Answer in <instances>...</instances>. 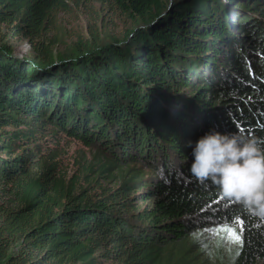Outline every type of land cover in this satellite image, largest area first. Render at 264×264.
<instances>
[{"label":"trees","instance_id":"16d2710c","mask_svg":"<svg viewBox=\"0 0 264 264\" xmlns=\"http://www.w3.org/2000/svg\"><path fill=\"white\" fill-rule=\"evenodd\" d=\"M68 1L0 0V264H264V222L190 172L212 128L264 146V61L231 32L260 0H95L135 26L54 55ZM58 130L110 156L67 176Z\"/></svg>","mask_w":264,"mask_h":264},{"label":"rangeland","instance_id":"374dc122","mask_svg":"<svg viewBox=\"0 0 264 264\" xmlns=\"http://www.w3.org/2000/svg\"><path fill=\"white\" fill-rule=\"evenodd\" d=\"M236 1L245 2V0ZM222 2L224 5L229 4V7L231 6L228 0H222ZM252 2L253 0H249V7H252ZM231 3H234V1ZM257 8H263L264 10V0L258 2ZM259 21L264 24V11L261 12L256 9H248V11H246L245 9H241V11L232 13L231 15V32L233 31L235 35L239 36L240 30H242L240 42L249 50L248 56H250V58H245L251 61H253L252 59H255L258 64H260L261 60L262 62L264 61L262 58L264 55L261 53L264 48L261 40L262 37L264 38V30ZM134 26L135 23L133 20H131L128 15L120 12L113 4H108L107 2L100 3L95 0H69L67 5L62 9L55 11L54 26L51 27L46 36L41 39L48 40L50 37L55 38L56 43L52 47L55 55L62 49L76 47L79 44L84 45L93 35H97L98 33L102 38L110 35L121 36L124 30ZM1 38L12 45V50L15 55L24 57L31 53L29 43L21 37H13L11 34H3ZM257 49L261 52H258ZM262 70L264 74V69ZM224 78H226V75ZM253 90L257 92L256 88H253ZM188 92L189 91H181V95L184 98H187L189 96ZM256 96L258 95L256 94ZM235 98L237 99L235 102L239 101L237 96ZM242 99L249 100L251 98L249 95H242ZM176 105L178 104L173 103L172 107L168 106V108L175 110ZM231 114H233V112H229L227 116ZM236 121H239V124H242L240 119ZM218 124L221 126L219 122ZM7 129H10V127L8 126ZM215 129L218 130L217 127ZM218 131L222 132V128ZM55 135V151L59 154V159L61 160L60 165L67 172V176L75 171L76 173L77 171H80L81 165L89 163L94 164L95 166L100 162L102 163L103 157L110 156V153L106 149L99 148L97 144L86 146L80 140L70 138L59 130ZM111 154H114V152ZM115 154L117 155L118 153L116 152ZM157 166L161 169L159 162H157ZM198 228L202 229V225H198L194 231ZM104 264L111 263L105 262Z\"/></svg>","mask_w":264,"mask_h":264},{"label":"clouds","instance_id":"9594fccd","mask_svg":"<svg viewBox=\"0 0 264 264\" xmlns=\"http://www.w3.org/2000/svg\"><path fill=\"white\" fill-rule=\"evenodd\" d=\"M190 172L264 222V146L256 136L210 129L192 148Z\"/></svg>","mask_w":264,"mask_h":264},{"label":"snow or ice","instance_id":"6c2138e0","mask_svg":"<svg viewBox=\"0 0 264 264\" xmlns=\"http://www.w3.org/2000/svg\"><path fill=\"white\" fill-rule=\"evenodd\" d=\"M209 231H226L228 232V234L230 235V237L235 240V241H239L240 240V236L236 233V229L234 227H222V228H219V229H215V230H209Z\"/></svg>","mask_w":264,"mask_h":264}]
</instances>
